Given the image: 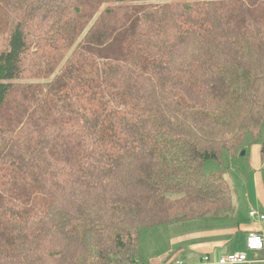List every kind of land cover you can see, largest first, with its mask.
<instances>
[{
	"label": "trees",
	"instance_id": "1",
	"mask_svg": "<svg viewBox=\"0 0 264 264\" xmlns=\"http://www.w3.org/2000/svg\"><path fill=\"white\" fill-rule=\"evenodd\" d=\"M255 145L264 0H0V264H142Z\"/></svg>",
	"mask_w": 264,
	"mask_h": 264
},
{
	"label": "crops",
	"instance_id": "2",
	"mask_svg": "<svg viewBox=\"0 0 264 264\" xmlns=\"http://www.w3.org/2000/svg\"><path fill=\"white\" fill-rule=\"evenodd\" d=\"M260 149L259 145L249 148L251 159L249 169L253 178L247 185V193L243 196L240 194L239 219L200 222L192 230H182V234L173 237L170 251L178 247L179 251L169 254V261L185 260L186 263L201 264L205 256L216 262L220 257L231 253H246L251 262L244 264H264V250L250 252L246 245L248 236L258 233L264 243V225L259 219L253 220L249 217L251 210H258L264 214V164L260 159ZM242 157L246 158L247 155ZM241 213L242 218H240ZM219 222H227V224ZM176 254L182 256L184 260Z\"/></svg>",
	"mask_w": 264,
	"mask_h": 264
},
{
	"label": "rangeland",
	"instance_id": "3",
	"mask_svg": "<svg viewBox=\"0 0 264 264\" xmlns=\"http://www.w3.org/2000/svg\"><path fill=\"white\" fill-rule=\"evenodd\" d=\"M248 142H246L245 145ZM250 148V147H247ZM243 151L247 152V157H242L241 152L237 158L229 160V155L224 154L226 162L223 166L216 162L208 163L206 165L207 172L213 171H223L226 174V178L230 181L231 186L234 190V200L235 208L234 211L229 215V219H239V209H240V194L243 196L247 193V185L252 180V174L249 169L250 165V151L249 149ZM227 155V156H226ZM231 158V157H230ZM236 159L235 161H233ZM242 213L240 218H242ZM233 217V218H232ZM234 221V220H233ZM230 222V221H229ZM225 223L227 222H219ZM197 223H191L186 225H178L172 228L163 227L155 230H143L141 232L140 242H139V260L142 264H168L169 254L177 253L179 247L175 250H171L173 237L179 236L182 230H192L197 227ZM182 234V233H181ZM177 255V254H176ZM175 256V255H173ZM177 257L181 258L179 255ZM183 259V258H181ZM184 260V259H183ZM185 261V260H184Z\"/></svg>",
	"mask_w": 264,
	"mask_h": 264
},
{
	"label": "built area",
	"instance_id": "4",
	"mask_svg": "<svg viewBox=\"0 0 264 264\" xmlns=\"http://www.w3.org/2000/svg\"><path fill=\"white\" fill-rule=\"evenodd\" d=\"M249 217L253 220L259 219L262 225H264V214L260 213L258 210H251L249 212ZM263 244V238L259 233L249 235L246 241L247 250L250 252L264 250ZM249 261L251 262L246 253H231L230 255L220 257L216 262L211 261L209 256H205L201 264H244Z\"/></svg>",
	"mask_w": 264,
	"mask_h": 264
},
{
	"label": "water",
	"instance_id": "5",
	"mask_svg": "<svg viewBox=\"0 0 264 264\" xmlns=\"http://www.w3.org/2000/svg\"><path fill=\"white\" fill-rule=\"evenodd\" d=\"M241 155L244 156V155H245V151H243V152L241 153Z\"/></svg>",
	"mask_w": 264,
	"mask_h": 264
}]
</instances>
